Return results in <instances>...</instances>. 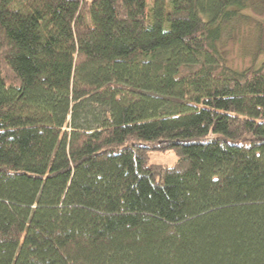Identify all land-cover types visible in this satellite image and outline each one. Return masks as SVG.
Masks as SVG:
<instances>
[{"label": "trees", "instance_id": "obj_1", "mask_svg": "<svg viewBox=\"0 0 264 264\" xmlns=\"http://www.w3.org/2000/svg\"><path fill=\"white\" fill-rule=\"evenodd\" d=\"M248 18L264 52V0H0V264H264Z\"/></svg>", "mask_w": 264, "mask_h": 264}, {"label": "rangeland", "instance_id": "obj_2", "mask_svg": "<svg viewBox=\"0 0 264 264\" xmlns=\"http://www.w3.org/2000/svg\"><path fill=\"white\" fill-rule=\"evenodd\" d=\"M247 14H250L248 10ZM234 25L229 31V34L222 37L219 44L222 55L225 58V63L237 70H242L252 63H264V52L254 54V18L243 19ZM148 158L149 163L171 166L177 160L178 156L174 149H170L150 151Z\"/></svg>", "mask_w": 264, "mask_h": 264}]
</instances>
